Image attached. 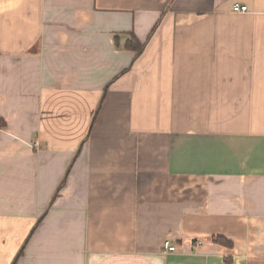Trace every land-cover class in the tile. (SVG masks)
Instances as JSON below:
<instances>
[{"label":"crops","instance_id":"1","mask_svg":"<svg viewBox=\"0 0 264 264\" xmlns=\"http://www.w3.org/2000/svg\"><path fill=\"white\" fill-rule=\"evenodd\" d=\"M0 264H264V0H0Z\"/></svg>","mask_w":264,"mask_h":264},{"label":"built area","instance_id":"2","mask_svg":"<svg viewBox=\"0 0 264 264\" xmlns=\"http://www.w3.org/2000/svg\"><path fill=\"white\" fill-rule=\"evenodd\" d=\"M232 10L234 12H246L247 11V6L246 5H234ZM195 245L197 246H201L202 245V242L201 241H196L195 242ZM176 249V246L174 244H171L168 240H166L164 243H163V251L164 252H172V251H175Z\"/></svg>","mask_w":264,"mask_h":264},{"label":"trees","instance_id":"3","mask_svg":"<svg viewBox=\"0 0 264 264\" xmlns=\"http://www.w3.org/2000/svg\"><path fill=\"white\" fill-rule=\"evenodd\" d=\"M127 47H128V48H132V49L136 50L137 53H139L140 50H141V47H142V46L140 45V47H139V44H138L137 42H135V39H134V38H132V39L127 43ZM216 240H217L218 242H221V243H224V244H227V245L230 244L229 242H227L226 240H224V239H222V238H217Z\"/></svg>","mask_w":264,"mask_h":264}]
</instances>
